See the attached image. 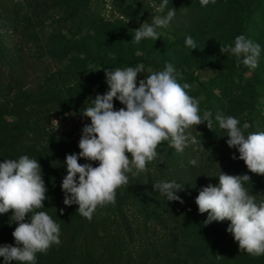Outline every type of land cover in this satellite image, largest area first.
<instances>
[{
    "label": "rangeland",
    "instance_id": "1",
    "mask_svg": "<svg viewBox=\"0 0 264 264\" xmlns=\"http://www.w3.org/2000/svg\"><path fill=\"white\" fill-rule=\"evenodd\" d=\"M11 0L14 9L0 21V45L8 41L17 43L25 59L43 63L41 72L35 68L28 72L26 83L19 89L3 87L0 83V139L15 136L16 147L10 153L0 148V156L19 154L28 148L54 154L64 162L58 184L67 175L68 154H79L82 129L91 121L80 113L91 106L97 95L109 90L103 70L124 69L144 65L138 82L151 72L162 71L171 63L176 72L190 75L182 81L190 88L186 91L199 101L201 116L205 110L212 113V129L207 122L193 126L192 134L198 141L215 149L218 166L208 175L218 180L221 172L229 175L246 174L250 181L244 184L257 202L264 201V176L252 174L237 149L227 146V133L219 128L216 116H232L250 127L245 135L264 129V0H215L201 7L199 0H169L165 13L172 8L176 15L168 27L157 29L160 39L131 42L133 30L144 22L151 23L158 13L152 7L161 0ZM73 8H81L79 19L67 18ZM248 24L258 27L246 38L260 45L258 66L242 72L232 66L229 54H221V45L234 46V32L242 27L241 15ZM68 26L59 28L60 25ZM256 27V28H257ZM67 29V30H65ZM32 35L29 36V34ZM191 36L196 49L186 47ZM21 40L20 42H18ZM4 80V84H5ZM125 107L114 100V109ZM53 120L59 121V127ZM165 142H163L164 145ZM158 147L157 149H159ZM235 155L237 159L233 160ZM89 163L83 161L81 164ZM93 167L98 162H91ZM235 172V174H233ZM154 177L153 160L138 175L142 186L136 188L135 176L128 174V184L117 189L115 204L98 207L97 218H105L108 231H113L118 219V208L131 227L140 234L130 243L132 254L149 237H165L167 226L146 217L142 207L148 205L145 184ZM212 184H215L212 182ZM186 199L174 213L171 224L176 234V245L170 251L133 264H192V257H206L205 264H262L264 255L250 256L239 247L227 245L226 255L217 252L225 240L234 241L227 232L230 221L205 225L207 213L201 215L195 199ZM78 205L73 211L77 213ZM30 218V216H29ZM26 217L25 221H30Z\"/></svg>",
    "mask_w": 264,
    "mask_h": 264
},
{
    "label": "clouds",
    "instance_id": "2",
    "mask_svg": "<svg viewBox=\"0 0 264 264\" xmlns=\"http://www.w3.org/2000/svg\"><path fill=\"white\" fill-rule=\"evenodd\" d=\"M199 2L206 7L215 0ZM168 3L169 0H161L159 5H152L158 14L151 23L146 21L133 30L131 42L160 39L157 29L168 27L176 15L175 8L164 14ZM185 45L192 50L197 48L191 36L186 38ZM220 52L234 56L237 66L242 62L254 69L261 49L259 44L238 35L234 46L220 44ZM103 71L109 90L97 95L89 103L91 106L80 113L91 123L82 129L79 154L66 156L67 175L61 185L64 205H78L77 213L88 220L98 207L115 204L117 189L128 184V174L136 176L145 171L162 142H167L176 153H183L190 145H201L192 134L193 126L196 129L207 122L212 129V113L205 110L201 116L199 101L186 91L190 85L178 82L180 74L171 63L139 80L138 86L143 64ZM114 100L125 107L115 110ZM216 120L227 133V146L238 150V159L248 171L264 176V131L245 135L248 123L241 128L239 120L232 116L217 115ZM53 121L58 129L59 121ZM81 159L89 163L80 164ZM232 159L237 157L233 155ZM91 162H98V166L93 167ZM189 163L195 166L196 160ZM218 181L215 186L203 187L195 200L199 214L207 213L204 224L230 221L227 232L238 243L239 251L253 257L264 255V201L258 203L256 196L244 187L250 176L221 172ZM153 188L168 201L184 203L177 195L184 190L183 184L164 181ZM46 192L41 165L36 159L22 155L0 163V215L11 211L9 226L17 225L12 232L15 246L0 245L3 264H34L37 253H46L53 244L61 243L60 225L48 213L39 211L48 199ZM26 217L30 222H25Z\"/></svg>",
    "mask_w": 264,
    "mask_h": 264
},
{
    "label": "trees",
    "instance_id": "3",
    "mask_svg": "<svg viewBox=\"0 0 264 264\" xmlns=\"http://www.w3.org/2000/svg\"><path fill=\"white\" fill-rule=\"evenodd\" d=\"M91 0H85V6L90 5ZM14 5L11 0H0V21L11 14ZM81 8H73L69 11L67 18L68 23L79 19ZM240 23L242 27L234 32V38L238 35L247 37L251 32L255 33L258 27L254 24H248L246 15H241ZM59 28H69L68 26L57 24ZM257 27V28H256ZM260 27H264V22ZM65 29V30H67ZM69 30V29H68ZM32 33L29 34V36ZM19 40L18 42H20ZM17 43L12 41L7 42V46L0 45V83L3 82V87L19 89L29 77L28 72L35 68H39L41 72L43 63H37L25 59V55ZM264 52V48H262ZM264 54V53H263ZM232 66L240 68L242 72L249 67L239 63L235 57L232 58ZM182 77V78H180ZM178 82H188L191 80L190 75L180 74ZM4 80L6 81L4 84ZM264 129L261 130V132ZM202 145V147H201ZM197 145H190L185 148L183 153H176L174 149L167 146V142L159 146L157 155L153 160L154 177L145 184L148 192L149 203L142 207L143 214L146 217L155 219L159 223L167 226L165 237L148 238L144 241L143 246L132 254L129 243L135 239L140 232L136 228L131 227L125 216L116 208L118 219L114 225L113 231H108V222L105 218H97L95 212L92 219L82 217L74 213L72 206H65L63 203L64 193L61 186L58 184L59 175H61L64 162L54 154L47 153L41 150L28 148L22 153L14 155L0 156V163L4 159H19L22 155L29 156L30 159H36L41 165L42 178L47 188L46 196L48 199L44 201V208L39 211H45L51 218L60 225L59 245L53 244L46 253H37L34 264H133L136 259L149 260L159 254L170 251L176 245V234L174 227L171 226L174 221V213L181 203L176 201H168L166 196L155 191L153 185L164 181H176L184 185V190L177 193L184 201L197 198L199 191L212 184L213 186L219 183L218 180L210 181L207 177L217 169L218 159L215 149L201 142ZM16 147V137H4L0 139V148L12 152ZM196 160V165L193 166L189 162ZM84 160H79L81 164ZM235 174V172L233 173ZM136 188L142 186L138 175L135 176ZM184 206H189L187 201H184ZM63 210V214H61ZM11 211L0 215V245H13L15 241L12 232L15 230L16 224L9 226V217ZM31 216V214H29ZM30 222V221H25ZM233 244L239 247L235 241L225 240L219 244L218 254L226 255V246ZM206 257L204 255H195L192 257V264H205ZM0 264H3V258L0 257ZM17 264V262H13ZM264 264V263H262Z\"/></svg>",
    "mask_w": 264,
    "mask_h": 264
}]
</instances>
